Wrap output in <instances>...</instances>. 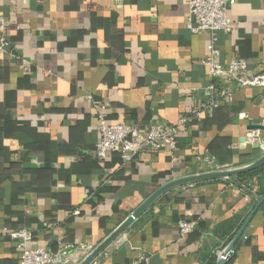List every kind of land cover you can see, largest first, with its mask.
Segmentation results:
<instances>
[{"label":"crops","instance_id":"crops-1","mask_svg":"<svg viewBox=\"0 0 264 264\" xmlns=\"http://www.w3.org/2000/svg\"><path fill=\"white\" fill-rule=\"evenodd\" d=\"M187 1L0 0L8 42L0 55V264H19L12 231H31L29 246L53 253L98 246L159 188L201 173L205 157L241 167L264 144V129L256 137L246 130L264 124V90L246 88L191 118L172 154L96 158L99 115L165 129L206 100L201 62L210 38L187 30ZM228 15L219 62L263 59L264 0H235ZM259 197L264 174L242 186L226 179L173 188L90 264L142 255L144 264H216L243 227L226 264H264V202L251 216ZM184 219L196 229L181 239Z\"/></svg>","mask_w":264,"mask_h":264},{"label":"built area","instance_id":"built-area-1","mask_svg":"<svg viewBox=\"0 0 264 264\" xmlns=\"http://www.w3.org/2000/svg\"><path fill=\"white\" fill-rule=\"evenodd\" d=\"M235 0H188L186 28L192 35L206 33L209 35V57L201 62L208 72V83L204 87L206 100L195 108L189 117L180 119L176 125L160 129L148 125L140 130L137 127L122 124H109L105 115H99L97 131L98 143L95 146V156L104 161L108 154L118 153L123 162H129L145 149L165 150L173 153L178 148L177 133L191 118L200 121L201 113L211 114L222 101H228L237 90L257 88L264 90V58L256 62L232 59L222 64L219 62L220 52L217 47L219 35L231 33L229 9ZM6 20L0 15V55L8 46L4 35ZM264 126V124H259ZM259 131H250L252 137ZM256 137V136H255ZM203 167L210 171H219L212 158L205 157ZM77 214V211L74 212ZM196 222L181 220L177 223L178 237L183 239L193 233ZM9 238L15 243L19 252V264H73V255L80 257L81 263L96 248L94 245H65L57 252L45 248H31L32 233L29 230L12 231ZM225 250L216 253L217 261H226L231 257ZM78 263V264H79ZM147 263L145 256H139L132 264Z\"/></svg>","mask_w":264,"mask_h":264},{"label":"water","instance_id":"water-1","mask_svg":"<svg viewBox=\"0 0 264 264\" xmlns=\"http://www.w3.org/2000/svg\"><path fill=\"white\" fill-rule=\"evenodd\" d=\"M263 129H264V126L259 125V124L249 123L246 126L247 131H262ZM242 142H245V139H242ZM263 165H264V154L256 161L250 164L241 166V167L222 169V170L213 171V172H205V173L189 176V177H186L180 180L171 181L167 183L166 185L159 188L155 193H153L148 199H146V201H144L131 215L125 218L124 221H122L117 226V228L102 243L96 246L95 250L79 264H90L103 250H105L114 240H116L134 222V220L139 218L165 192L173 188L187 185V184L207 182V181H216V180H226V179L236 177L241 174H245L253 170H256ZM263 202H264V197H259L258 203L256 207L254 208L251 216L257 211V209L260 207V205ZM247 223L248 221H246L245 225ZM243 229L244 227L238 232L236 237L226 248L225 254L233 253L234 243L240 237ZM216 264H226V261L219 260L216 262Z\"/></svg>","mask_w":264,"mask_h":264},{"label":"trees","instance_id":"trees-1","mask_svg":"<svg viewBox=\"0 0 264 264\" xmlns=\"http://www.w3.org/2000/svg\"><path fill=\"white\" fill-rule=\"evenodd\" d=\"M264 174V165L261 166L260 168L253 170L251 172L245 173V174H241L239 176L236 177H232L231 180L236 183L237 186H242L244 185V183L254 177H257L259 175H263ZM195 229H196V225H195ZM195 229L193 232H195ZM231 260V257L227 260L226 263H228Z\"/></svg>","mask_w":264,"mask_h":264},{"label":"rangeland","instance_id":"rangeland-1","mask_svg":"<svg viewBox=\"0 0 264 264\" xmlns=\"http://www.w3.org/2000/svg\"><path fill=\"white\" fill-rule=\"evenodd\" d=\"M253 152H255V153L251 155V158L245 164H250V163L256 161L257 159H259L264 154V144L257 143L256 144V149L254 151H252V153ZM210 170L211 169L202 167L201 173L213 172V171H210ZM221 170H222V168H221ZM214 171H216V170H214ZM201 173H199V174H201ZM229 179H231V178H229Z\"/></svg>","mask_w":264,"mask_h":264}]
</instances>
